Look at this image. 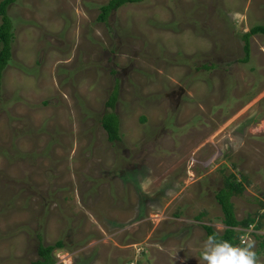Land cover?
<instances>
[{
  "label": "rangeland",
  "instance_id": "obj_1",
  "mask_svg": "<svg viewBox=\"0 0 264 264\" xmlns=\"http://www.w3.org/2000/svg\"><path fill=\"white\" fill-rule=\"evenodd\" d=\"M109 1L7 9L0 264H33L58 241L56 264H201L202 227L225 229L215 193L232 173L247 180L237 218L264 212V36L238 62L264 0H143L98 22ZM262 223L248 236L257 264Z\"/></svg>",
  "mask_w": 264,
  "mask_h": 264
},
{
  "label": "trees",
  "instance_id": "obj_2",
  "mask_svg": "<svg viewBox=\"0 0 264 264\" xmlns=\"http://www.w3.org/2000/svg\"><path fill=\"white\" fill-rule=\"evenodd\" d=\"M15 0H3L0 2V97L2 91L3 75L11 64L12 59V45L14 43V32L11 20L7 15V9ZM143 0H110L107 4L100 6V14L98 15V22L105 23L109 15L117 9L125 5H133L141 3ZM261 35L264 36V24L256 25L249 29V31L241 36L243 42V58L238 60L241 64H246L250 61V38ZM207 68V67H206ZM117 99V91L115 90L107 102V107L112 109ZM102 129L107 134V140L110 143L120 141V124L119 118L113 113H107L101 118ZM243 183H247L244 176H241L239 181L235 174L225 176L222 181V187L215 193V200L220 207L222 213V224L225 229L221 234H218L213 228L203 226L206 238L209 235L216 234L220 239L228 240L234 244L241 245L242 237L246 235L248 228L253 230V235L263 228L262 220L264 219V212L258 213L256 216H247L239 220L236 216L233 203V197L240 196L244 191ZM259 209L264 211V202L259 201ZM198 218V217H197ZM238 229H241L239 231ZM247 230V231H246ZM64 246L62 241L56 242L54 245L43 246L39 244L37 247L38 260L33 264H56L52 253L54 250L62 249ZM264 249V237L260 243V250Z\"/></svg>",
  "mask_w": 264,
  "mask_h": 264
},
{
  "label": "clouds",
  "instance_id": "obj_3",
  "mask_svg": "<svg viewBox=\"0 0 264 264\" xmlns=\"http://www.w3.org/2000/svg\"><path fill=\"white\" fill-rule=\"evenodd\" d=\"M242 240L245 242L237 245L216 234L209 235L199 252L201 264H257L254 242L248 241V237Z\"/></svg>",
  "mask_w": 264,
  "mask_h": 264
},
{
  "label": "built area",
  "instance_id": "obj_4",
  "mask_svg": "<svg viewBox=\"0 0 264 264\" xmlns=\"http://www.w3.org/2000/svg\"><path fill=\"white\" fill-rule=\"evenodd\" d=\"M250 232L252 233V230H250V231H247V232H246L247 234H246V235L243 237V239H244V238H247V237H248V234H249ZM244 242H245V241H244V240H242V243H244Z\"/></svg>",
  "mask_w": 264,
  "mask_h": 264
}]
</instances>
